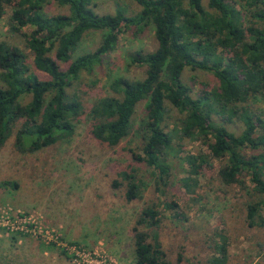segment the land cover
Instances as JSON below:
<instances>
[{
    "label": "trees",
    "instance_id": "1",
    "mask_svg": "<svg viewBox=\"0 0 264 264\" xmlns=\"http://www.w3.org/2000/svg\"><path fill=\"white\" fill-rule=\"evenodd\" d=\"M48 1L0 0V19L9 9L8 31L24 37V49L32 58L30 63L24 49L0 42V149L11 135L22 154L69 138L85 113L79 97L68 93L73 82L82 72L91 73L102 65L115 50L120 33L134 29L139 34L151 27L155 50L138 51L130 60L131 66H145V78L111 80V95L87 113L91 135L110 148L117 147L131 135L135 108L145 102L141 156L132 151V159L152 170L159 190L160 182L168 178L166 155L173 149L172 133L163 126L167 104L179 114L178 129L173 130L179 140L200 142L212 159L223 161L217 174L225 185L248 190V178L251 191L259 195V201L247 206L250 224L261 211L264 214V110L253 105L264 97V0H241L240 10L226 0H206L205 6L203 0H132L140 7L134 16L120 11L98 15L93 0H53L67 7L68 13L50 16L44 12ZM25 27L33 30L24 35ZM89 32L102 33L99 45L71 60ZM52 51L56 60L50 56ZM58 62L68 67L63 70ZM186 71L210 73L216 84L194 98L182 79ZM24 95L30 101L22 105L19 100ZM236 122L243 125L239 135L223 125ZM210 157L187 155L189 174L198 176ZM119 177L126 185V201L139 199L144 184L136 168L129 167ZM121 184L115 180L112 186ZM11 187L16 189L17 184ZM259 219L264 224V218ZM159 225L155 206H146L132 228L135 264H169ZM214 249L205 264H226V239L215 243ZM181 263L179 254L176 264Z\"/></svg>",
    "mask_w": 264,
    "mask_h": 264
},
{
    "label": "rangeland",
    "instance_id": "2",
    "mask_svg": "<svg viewBox=\"0 0 264 264\" xmlns=\"http://www.w3.org/2000/svg\"><path fill=\"white\" fill-rule=\"evenodd\" d=\"M226 2L241 9V0ZM203 3L205 6L206 0ZM92 8L98 15L120 11L134 16L140 11L132 0H93ZM44 12L50 16L67 14L68 8L49 0ZM10 13L7 9L0 19V42L23 50L24 37L8 31ZM32 30L25 27L21 32L28 35ZM101 38L100 32L85 34L71 60L94 51ZM155 48L151 27L139 34L134 29L120 33L115 50L102 65L91 73L82 72L68 89L69 94L79 97L85 111L69 138L33 154H22L14 147L11 135L0 149V264H135L132 228L148 205H154L159 213L158 232L169 264H176L179 254L181 264H205L215 252L214 244L222 243L223 237L227 243L226 264H264V224L259 219L264 214L261 211L252 225L247 219V206L259 201V195L251 191L248 178V190L225 185L217 174L223 161L212 159L200 142L179 140L173 132L180 118L176 110L166 104L163 126L172 133L173 149L166 155L168 178L160 182L159 190L152 170L132 159V151L141 156L145 102L135 108L131 135L117 147L110 148L91 135L87 116L91 107L111 95L109 84L113 78L143 80L145 66H131V57ZM24 51L31 63L29 52ZM50 56L56 60L55 51ZM58 63L63 70L68 67ZM182 79L193 90L194 98L216 84L210 73L186 71ZM29 101L28 95L19 100L22 105ZM253 105L264 110V97ZM213 120L220 122L215 116ZM223 125L235 135L243 129L239 122ZM197 154L208 155L210 160L194 176L189 174L184 158ZM129 167L136 168L137 178L144 184L141 197L130 202L125 199L126 185L119 177ZM115 180L122 183L119 188L112 186ZM6 182L10 185L4 186ZM12 183L17 184L16 189ZM23 219L33 221L43 231L56 233L60 246L70 251L65 253L61 247L36 238L32 226L24 233L8 228L21 226Z\"/></svg>",
    "mask_w": 264,
    "mask_h": 264
},
{
    "label": "built area",
    "instance_id": "3",
    "mask_svg": "<svg viewBox=\"0 0 264 264\" xmlns=\"http://www.w3.org/2000/svg\"><path fill=\"white\" fill-rule=\"evenodd\" d=\"M32 226V230L31 232L36 235V238H40L43 242H45L46 244L48 245H53V246H57V247H61L62 248V251H64L65 253H68L70 250L67 246H60V244L58 243V239H59V236L56 234V233H53V232H48V231H43L41 230V227L37 226L35 224L34 226V222L30 220H26V219H23L22 220V225L21 226H11L8 227L9 229H11L12 231H16V232H28L29 228Z\"/></svg>",
    "mask_w": 264,
    "mask_h": 264
}]
</instances>
